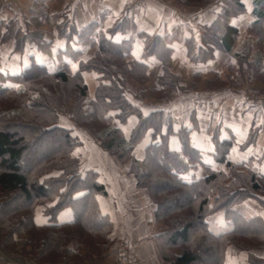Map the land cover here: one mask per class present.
Listing matches in <instances>:
<instances>
[{"label":"trees","instance_id":"obj_1","mask_svg":"<svg viewBox=\"0 0 264 264\" xmlns=\"http://www.w3.org/2000/svg\"><path fill=\"white\" fill-rule=\"evenodd\" d=\"M225 11L227 14L233 12L230 5ZM241 11L245 10L241 7ZM257 12L261 19L264 0L254 1L253 13ZM95 28L96 25L85 26L77 35L80 37L78 42L76 40L77 44L87 46L90 40H85L89 39L86 34ZM117 31L114 28L110 32L115 34ZM226 31L228 34L235 33L231 28ZM99 36L97 56L81 66L94 69L107 65L106 76L110 75L111 83L100 84L96 101L87 112L84 110L87 87L79 80L80 75H76V91L71 94L67 85L72 81L67 69L51 73L46 67L35 65L24 69L19 76L7 78L21 83V88L15 93L0 85V102L8 93L26 96L28 100L25 107L27 115L23 109L0 112V242L12 244L16 233H28L32 243H40L34 258L50 264H56L59 259H63L64 264L81 262L83 256L80 252L68 250V245L75 240L80 248L86 247V257H102L112 246L113 224L102 215L96 202L97 196L107 197L106 189L99 182L96 172L90 170L83 177L79 174L78 160L73 157L77 142L69 132L56 126L66 102L74 97L78 100L77 108L88 113V116L85 115L87 118L98 120V131L94 135L103 152L121 162H131L129 173L134 175L137 187L146 190L155 205L156 224L165 228L154 241L156 246L165 243L172 249L163 252L166 261L170 264H226L229 249L235 248L247 254L248 264H264V258L252 252L264 250V221L260 217L246 220L234 210L247 200L259 206L262 204L264 209L261 202H264V180H256L251 171L245 174L240 172L241 167L231 165L228 155L233 142H220L216 130H209L215 146L214 167L203 166L200 153L190 147L189 132L184 127L176 132L181 134V141L178 139L181 150H172L170 119L160 112L144 115L136 106L125 101V78L139 66L146 70V63L137 60L127 63L133 45L125 48V43H116L111 36L107 38L103 33ZM146 40L149 48L166 42L156 36ZM161 46L165 51L164 62L169 65L172 54ZM39 50L42 51V48ZM168 72L166 67L165 73ZM112 77L118 78L115 80ZM31 81L40 84L32 91V98L28 99L29 89L22 87ZM59 87H63L64 92ZM113 108L120 109L114 110L118 113L115 121L122 125H126L131 116H136L138 124L128 138L121 129L113 126L114 118L109 115ZM147 134L151 135L149 145L144 148L143 157L136 159L133 153L144 145ZM200 167L206 169L205 178H197L196 172ZM225 168L229 171L226 172ZM47 201L56 203L46 209L49 223L40 227L34 222V212ZM66 209L73 211L74 221L69 225H59V214ZM220 213L227 221L234 217L231 221L233 229L229 233L215 235L209 230L208 220Z\"/></svg>","mask_w":264,"mask_h":264},{"label":"crops","instance_id":"obj_2","mask_svg":"<svg viewBox=\"0 0 264 264\" xmlns=\"http://www.w3.org/2000/svg\"><path fill=\"white\" fill-rule=\"evenodd\" d=\"M12 1L17 5V10L11 15L6 14L12 19L41 21L43 30L50 33L55 26L47 22L55 20L53 16L61 18L65 14L79 27L97 25L98 30L91 36L103 33L107 37H113L116 43L133 45L132 52L138 60L145 49L143 36L164 38L166 42L161 45L172 54L170 69L187 80L183 84L187 86L185 101L188 105L187 112L182 117L173 109H157L170 111L172 114L168 113L172 117L183 122V127L190 134V147L200 153L203 166L214 167L215 146L209 130H216L220 142H233L228 155L231 165L241 167L240 172L245 174L251 171L256 180H264V108L249 105L243 94L246 89L264 92V13L259 24L260 14L253 13L255 0H145L142 6L128 13L125 5L129 0ZM228 5L233 11L231 14L225 11ZM239 5L245 11H241ZM1 16L2 14L0 21L4 20ZM113 25L118 29L115 34L110 32ZM227 28L233 29L235 33L228 34ZM126 30L131 32L127 33ZM133 37V43L126 42ZM95 48L85 50L87 58L84 62L95 57L94 54L99 49ZM188 54H199L200 58L192 60ZM148 63L151 66L149 79L144 86H155L156 78L163 73V63L154 57ZM155 69L156 74L153 73ZM130 82L135 81L130 79ZM175 93L171 90L164 99L151 98L154 107L160 106L167 99L173 100ZM155 111L156 108L143 113L149 115ZM178 129L175 126L174 133ZM149 142L150 139L147 138L144 145L135 151L138 158L143 157L144 148ZM181 146L177 137L171 138L172 150L180 151ZM118 162L113 158V162L107 163L115 166ZM89 163L92 164V167L89 166L90 170L98 174L99 182L108 193L106 198L97 197V201L102 215L108 217L113 224L112 246L102 257H86V247L80 248L78 241H72L68 250L72 253L80 252L83 256V260L76 264H101L102 258L114 255L115 245L121 239L129 241L142 264H170L159 254L154 241L165 228L155 222V207L147 191L136 188L134 179L129 174L130 165L121 170L113 169L111 174L105 167L99 169ZM224 170L228 172L229 168ZM196 174L197 178L207 176L204 167H200ZM124 185L130 189V194L125 193ZM135 198L139 201L138 216L137 212L132 213V206L128 201H134ZM146 203L150 205L147 215L141 211ZM235 211L246 220L260 217L264 221V209L259 205L249 207L243 203ZM219 215L222 217L217 218ZM38 217H41L42 222H39ZM212 218H217L214 223L218 235L232 231L224 214H217L210 219ZM36 220L39 224H48V219L40 214L36 215ZM73 221L71 209L59 214V225H69ZM241 254L238 256L240 264H248L242 261ZM233 258L236 260L237 256Z\"/></svg>","mask_w":264,"mask_h":264},{"label":"rangeland","instance_id":"obj_3","mask_svg":"<svg viewBox=\"0 0 264 264\" xmlns=\"http://www.w3.org/2000/svg\"><path fill=\"white\" fill-rule=\"evenodd\" d=\"M10 1L13 3L12 10H3V9L0 10V14H2L1 17H3L4 19L0 21V74H1V79H2L0 80V85L4 88H8L9 90H13V93H15L21 88V83L18 81L17 82L10 81L7 78L10 76H19L23 72L24 69L31 67V66H35V65L44 66L51 73H55L57 71L59 72L64 69H67L68 75L71 78L70 80L72 81L71 83H69V85H67L69 86L68 89L71 94H74V91H76L74 87L75 85L74 82L78 81V79H74L76 75H80L81 79L79 80L82 82V84H84L87 87L88 96H87V99L84 101L86 105L84 110L85 112L89 111L91 108V104L96 101V94H97V90L100 84L108 85L109 83H111V81H109L111 79L110 75L106 76V73H108L106 71L107 65H101L94 69L91 66H85V67L81 66L82 63H84V61L87 58L85 56V50L96 49L95 47L98 46L97 42L99 39H101L100 36H92V37L89 36V33H92V32L94 33L95 30H98L96 29L98 26L96 25V28L92 32H87L88 35L86 34V36H88L89 39H85V40L87 41L90 40L87 46L78 45L77 42L80 37H78L77 35L81 34V31H83L85 27H79V25L75 21L69 20L67 15L62 14L61 20L55 19V20H51L47 22L55 26L54 31L53 32L51 31L50 33H48L43 30V26H41L42 25L41 21H27V20H21L17 18L12 19L8 17L6 15L7 13L11 15V13L17 10V5L15 4V2L12 0ZM125 11L127 13L131 12V11H127L126 9ZM53 17L58 18V15L53 16ZM114 27L115 26L113 25L111 30H113ZM126 32L130 33L131 31L126 30ZM146 38L147 36H143V39L145 41V49L142 54V57L138 60L135 58L134 52L133 53L131 52L132 54L131 57L127 59L128 60L127 63H133L136 60L141 63L145 62L147 65V68L146 70H144L142 66L134 68L130 72L131 74H129L128 77L125 78L124 90H123V93L125 94V97H126L125 101L129 105L132 104L136 106L142 112L154 110L156 108L155 112H160L164 116L170 119L171 129L169 130V134H171L172 137H177L181 141L180 132L176 134L174 133L173 129L175 126H178L179 129L183 128V122L178 118L172 117L171 115L172 113L170 111L166 112V111H163L162 109H157V108H167L168 110L173 109L181 117L184 116L187 112L188 104L185 101V99L187 98V93L185 91L187 89V86L186 84L184 85L183 83H185L187 80L185 81L182 75L175 74L170 69V66H169L171 63L170 60H169V65L168 63L164 62L163 53L165 51H163L162 49L163 47L159 44L158 46H153V48L152 47L149 48L148 45H146L147 44ZM133 39L134 37L131 38L129 42H131ZM25 40H27V42H25ZM146 46H147V50H146ZM70 47L74 49V53H73V49H71L72 50L71 52L69 51ZM39 48H42V51H40ZM125 48H128V46H125ZM97 54H98V49H97V53L94 54L95 57L97 56ZM169 55L170 54H166V57H170ZM188 56H190L192 60L200 58L199 54H188ZM195 56L196 58H194ZM153 57L154 59L162 61L163 63L162 72L163 73L156 78L157 83L155 86L153 85L144 86V84H146L149 79L148 73H150L151 66H149L150 63L148 62ZM166 67L169 70L167 74L165 73ZM129 69L130 70L132 69V64L129 65ZM153 73L156 74L157 70L156 69L153 70ZM119 77L122 78L121 76ZM117 78L118 77L116 78L112 77V79H115V80ZM162 78H163V81L160 82V79ZM130 79H133L136 83L135 82L131 83ZM31 82L32 83H27L26 85H24V87H22L27 90L29 89L28 99L32 98L31 97L32 91L36 89L40 84V83H34V81H31ZM52 88L53 87L50 86L51 94L54 95ZM59 88L60 90H62V92H64L65 89H63V87H59ZM171 90L173 92H176L175 95H173V100L167 99L160 106L154 107L153 105L154 101L151 100V98L153 99L163 98L164 99L167 97L168 92ZM249 92H253V91L249 89H246L244 91L243 93L244 98H245V95ZM13 93H8L7 95L4 96V99L1 100L0 112L4 111L8 113L11 110L23 109L25 111V114L27 115L28 113L25 107L28 104L27 103L28 100H26L27 99L26 96H21L20 94H13ZM254 93H264V92H254ZM77 104H78V100L77 98H74V97L70 98L66 102L62 115L58 117V123L56 126L69 132L70 136L73 139H75L77 142L78 146L73 152V157L76 160H78V168L79 170H81L79 174L83 177L90 172L89 166H91L92 164H90L89 162L93 163L99 169H102L105 167L106 169L110 171L111 174H112L111 171H113V169L121 170V169H124L125 168L124 166H127V165H130L131 167L130 161L121 162L116 157L110 155L108 152H103V150L100 147V143L98 139L94 135L95 132L98 131V127H99L98 120L94 121L92 119L87 118L86 116H88L87 115L88 113L85 114L81 112L80 109L77 108ZM116 109L120 110L119 108H115V109L113 108L109 112V115L112 118H114L113 126H115L118 129H121L122 133L128 138L130 136V133L133 127L138 124L137 118L136 116H131L128 119L127 124L122 125L121 123H119V121H115L118 115V113L114 111ZM157 110H161V111H157ZM168 112H170L171 114ZM81 113H83L84 115H82ZM192 118H193V115H192ZM99 119H100V116H99ZM149 137H151V135L147 134L145 139ZM134 153H133L134 157L136 159H140ZM113 158L119 161L118 163H116L115 166L113 164L107 163V162H113ZM130 175L134 179L136 188L139 189L137 187V182H136L134 175L132 174ZM98 179H99V176H98ZM124 188L126 190L125 193L130 194V189L125 185H124ZM97 197H96V202L98 203ZM128 201L130 202L129 205L132 206V213L136 214L137 212V216H138V212H140V208H137L139 205L138 199L135 198L134 201L132 199H129ZM261 202L264 203L263 201ZM18 203H21V201L18 200ZM54 203L56 202L47 201L45 205H42L36 208L34 212V222L36 225L40 227L47 225V224H39L37 222L36 220L37 214H40L43 218L48 219V223H49L50 217L47 216L46 209L49 206L53 205ZM151 203L153 204L152 201ZM244 203H245V206H249V207L258 206V204L252 200H247ZM240 205L241 204L237 205L236 207ZM236 207H234V210ZM143 208L144 210L141 209V211L144 214L150 212L149 203H146L143 206ZM220 217H222V215H219L217 218H220ZM217 218L215 219L212 218L208 221L209 224L211 222V225L209 226V230L213 234H216V235L219 234L218 230L216 229L215 223H214L215 222L214 220H217ZM38 219H39V222H42L41 217H38ZM232 220H234V217L233 218L230 217L228 221V223L231 226H232V223H231ZM219 223L220 221L218 222V225ZM232 229H233V226H232ZM121 240H124V239H121ZM39 248H40V243L39 242L32 243V237L28 233H25V232L16 233L13 236L12 244H6L3 242H0V264H50V262L48 261H37L34 258V255L36 256V253L39 252ZM156 249L158 250L161 256L163 255V252L165 253V251L169 252L172 250L165 243L158 244L156 246ZM57 250L58 248L55 247L54 251L57 252ZM252 252L256 256L264 258V250L262 251L253 250ZM237 253L239 254L243 253L240 255L242 257L241 259L243 262L248 263L247 254L245 252L238 251L235 248H230L227 254L228 256H227L226 264H240L241 262L238 257L239 254ZM235 256H237L236 260L233 258ZM113 259H114V255L109 254L107 258H102L101 264H110L113 262ZM60 261H62V263ZM167 262L169 263V261ZM64 263L65 262L63 259L61 260L59 259L56 264H64Z\"/></svg>","mask_w":264,"mask_h":264},{"label":"built area","instance_id":"obj_4","mask_svg":"<svg viewBox=\"0 0 264 264\" xmlns=\"http://www.w3.org/2000/svg\"><path fill=\"white\" fill-rule=\"evenodd\" d=\"M145 0H129L125 9L131 11L138 6H142ZM12 10L13 3L10 0H0V10ZM245 100L249 105L264 108V93L249 92L245 95ZM110 264H142L139 257L134 253L127 240H120L115 247L114 259Z\"/></svg>","mask_w":264,"mask_h":264}]
</instances>
